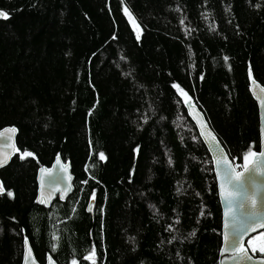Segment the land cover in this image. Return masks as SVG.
<instances>
[{
	"label": "trees",
	"instance_id": "16d2710c",
	"mask_svg": "<svg viewBox=\"0 0 264 264\" xmlns=\"http://www.w3.org/2000/svg\"><path fill=\"white\" fill-rule=\"evenodd\" d=\"M0 11V131L15 128L18 149L0 171V264H22L26 238L39 264H218L213 164L182 95L239 170L259 153L249 79L264 87V0H0ZM57 156L73 193L40 207L35 176Z\"/></svg>",
	"mask_w": 264,
	"mask_h": 264
},
{
	"label": "water",
	"instance_id": "95a60500",
	"mask_svg": "<svg viewBox=\"0 0 264 264\" xmlns=\"http://www.w3.org/2000/svg\"><path fill=\"white\" fill-rule=\"evenodd\" d=\"M4 18L0 17V21ZM249 93L254 100L258 111L260 151L251 157L242 170L237 171L228 156L223 145L218 141L217 136L212 131L205 115L193 104L192 99L187 95H182L183 104L189 119L197 130V133L210 155L213 164V173L217 184L218 199L221 208V249L218 256V264H264V258L250 254L246 243L252 237L264 233V87L254 81L250 76ZM7 127L0 131V159L6 162L0 167L3 170L10 164L12 158L18 153L16 145L17 130L11 131ZM211 132L216 137L212 140L208 133ZM59 159V163L57 162ZM37 191L35 202L40 207L49 208L57 199L64 203L73 193L74 177L72 176L70 163H63L60 156L55 157L54 162L49 168L42 167L36 174ZM223 185V187H222ZM0 186H2L0 181ZM3 192H0L3 195ZM228 198L232 201L231 208L228 207ZM63 195V198L61 196ZM44 199L45 203H40ZM243 205V206H241ZM91 206V211H89ZM95 201L89 200L86 214L94 217ZM227 213V214H226ZM239 233L240 239L233 242V236ZM228 237L225 240V237ZM24 242V252L22 264H39L33 250L28 257L27 248H31L28 242L27 247ZM246 249L247 256L251 260L240 259V246ZM26 257L27 261H26ZM235 257V258H234ZM56 264L51 255H46L44 264Z\"/></svg>",
	"mask_w": 264,
	"mask_h": 264
},
{
	"label": "snow or ice",
	"instance_id": "6c2138e0",
	"mask_svg": "<svg viewBox=\"0 0 264 264\" xmlns=\"http://www.w3.org/2000/svg\"><path fill=\"white\" fill-rule=\"evenodd\" d=\"M0 17H2V18H4V19H7V18H8L7 14L4 13L3 11H0ZM226 59H227V58H226ZM11 131L14 132L15 130L12 129ZM208 136H209L212 140H215V139H216V137L213 136L211 132L208 133ZM250 154L253 155V156L255 155V153H250ZM260 155L264 156V152L260 153ZM28 156H32V153H30V152H24V153L21 155V159H24L25 157H28ZM104 158H105V157H104V154H103V153H100V159H104ZM5 162H6V159H0V167H2L3 164H4ZM57 162L59 163V159H58ZM222 187H223V185H222ZM178 191H179V190H178ZM0 192H3V187H2V186H0ZM8 195L11 196L12 193L9 192ZM229 196H231V193H229L228 196L225 197V199H226L227 202H228V207L231 208V206H232V201H231V199L228 198ZM61 198H63V195L61 196ZM92 199H95V194H94V193H93V197H92ZM40 203H45V200H44V199H41V200H40ZM241 206H243V205H241ZM91 210H92V209H91V206H89V211H91ZM201 214L203 215V213H201ZM226 214H227V213H226ZM261 227H264V224H262ZM191 235H195V233L193 232V233H191ZM54 238L59 239L58 237H54ZM261 238L264 239V233H261ZM227 239H228V237L226 236V237H225V240H227ZM238 239H240V234H239V233H236V234L233 236V242L235 243V241L238 240ZM248 243H249V246L252 245V241H251V240H249ZM27 245H28V240H27V238H26V239H25V246L27 247ZM54 249H55V246H54ZM252 250H253V252H255V251H256V248L253 247ZM260 251H261V252H264V248H261ZM95 252H96V250H95V248H93L91 254H90L89 256H86L85 259H87V260H92V257L95 256ZM239 252H240V254H241V255H240V259H241V260H244V259L251 260V256H247V254H246V249L243 247V245L240 246ZM27 253H28V257H30V256H31V248H27ZM28 257H26V261H27V258H28ZM234 258H235V257H234ZM49 261H50V264H51V258H49ZM73 264H75V261L73 262ZM92 264H95V261H92Z\"/></svg>",
	"mask_w": 264,
	"mask_h": 264
},
{
	"label": "rangeland",
	"instance_id": "374dc122",
	"mask_svg": "<svg viewBox=\"0 0 264 264\" xmlns=\"http://www.w3.org/2000/svg\"><path fill=\"white\" fill-rule=\"evenodd\" d=\"M248 160H249V158H248ZM251 241H252L251 246H249V243H248L249 241L246 244V246H248V250L251 252V254L264 256V252L260 251L261 248H264V241L261 238V234H258L256 236L252 237ZM253 247L256 248L255 252H253V250H252Z\"/></svg>",
	"mask_w": 264,
	"mask_h": 264
},
{
	"label": "built area",
	"instance_id": "2783aa9c",
	"mask_svg": "<svg viewBox=\"0 0 264 264\" xmlns=\"http://www.w3.org/2000/svg\"><path fill=\"white\" fill-rule=\"evenodd\" d=\"M235 169H236V170H239V166H238V165H235Z\"/></svg>",
	"mask_w": 264,
	"mask_h": 264
}]
</instances>
